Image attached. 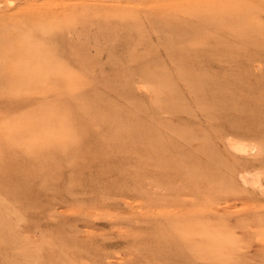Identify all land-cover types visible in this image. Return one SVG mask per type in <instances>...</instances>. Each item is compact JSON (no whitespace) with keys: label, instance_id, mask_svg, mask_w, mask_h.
<instances>
[{"label":"rangeland","instance_id":"374dc122","mask_svg":"<svg viewBox=\"0 0 264 264\" xmlns=\"http://www.w3.org/2000/svg\"><path fill=\"white\" fill-rule=\"evenodd\" d=\"M202 4L227 19L224 25H217L211 19L212 12L198 15L202 18L198 28L209 36V44L235 49L233 51L245 50L239 55L228 54V59L233 58L231 61L216 56L206 62L194 59L191 63L190 49H198L204 39L194 38L189 42L172 39L169 35L162 37L160 31L152 27L161 16L173 11L180 16L182 8ZM81 11L85 19L97 20L99 26H88V35L82 36L86 61L69 50L75 39L73 29H52L64 38L55 43L57 50L53 57L77 79L66 86L65 81H58L63 76H51L56 85L50 83L32 92L2 89L0 151L17 152L20 148H12L11 142L27 143L36 137L31 132L22 136L18 134L21 128H11L8 122L11 114L19 116L46 103L50 104L44 114L46 118L57 116L59 111L77 116V112H83L81 108L77 110L79 101L97 95L111 112L117 111V114L111 113L112 116L134 115L135 120L165 137L164 142L175 140L180 148L193 149L199 140L209 141L222 162L220 166L224 169L219 167L218 172L224 180L211 190L192 189L178 180L173 182L175 190L172 191L173 184L163 175L167 169L149 173V165L133 159L120 163L123 153L110 157L107 152L78 155L75 142L61 141L53 156H48L46 168L40 172L39 167L35 168L32 195H20L16 201L6 203L9 227L0 236V264H182L186 261L185 255L174 256L169 247L160 246L159 240L156 242L154 235V229L167 225L168 219L175 216H178L176 221L183 216L193 225L195 221L201 222L215 234L223 235L226 242L219 257L213 260L191 257L190 264H264V151L261 143L257 137H241L229 129L217 131L219 121L207 120L182 81L185 74L194 71L215 75L228 70L230 76L246 71L251 83L264 76V0H0V30L6 28L11 32L14 26L25 29V24L31 22L64 23L65 17ZM234 15H239L233 24L235 31L230 22ZM186 17L192 18L191 21L195 19ZM121 24H126V29ZM102 26L108 31L109 42L100 37L95 41L94 36ZM237 31L247 36L239 39L242 45L235 39ZM185 43L189 44L179 53V46ZM256 91L259 90L254 91L255 96L260 92ZM175 92L183 99L176 97ZM62 103H69L73 111L62 110L58 105ZM66 116L57 117L58 126ZM180 127L195 136L189 146L170 133ZM54 128L51 127L50 137L63 134L65 138L71 132L66 126L58 132ZM88 133L102 134L99 128ZM239 145L245 148L239 150ZM174 147L177 146L174 144ZM66 149L69 151L65 152ZM66 153V158L54 159ZM172 154L164 153L168 157ZM138 157L146 158L145 155ZM157 159L154 155L148 160L154 163ZM255 178L260 184L251 183ZM175 200L178 208L171 202ZM180 205L189 211L180 212L184 210ZM162 206L167 207L162 209ZM186 255L190 257L188 252Z\"/></svg>","mask_w":264,"mask_h":264},{"label":"bare ground","instance_id":"6f19581e","mask_svg":"<svg viewBox=\"0 0 264 264\" xmlns=\"http://www.w3.org/2000/svg\"><path fill=\"white\" fill-rule=\"evenodd\" d=\"M194 7L195 6L182 8L180 16H178L179 14L176 15L175 11L168 15L161 16L154 21L152 27L157 28L162 37L169 35L172 39L187 40L189 42H192L194 38L204 39L205 42L201 44L198 49H190L188 57L191 63H193L194 59H201L206 62L213 60L211 58L216 56H218L219 59L231 61L233 58L228 59V54L232 53L233 55H239L240 52L245 51L240 48L239 51H233L235 49L232 50L221 45L209 44V36L203 35L198 28L202 23L200 22L202 18L198 15L203 12H212L213 16L211 19L214 20L217 25H224L227 19L220 13L215 14L217 11L208 10L207 5L202 4L201 6H196L195 9H191ZM83 13L86 14L87 11L83 10ZM84 14L82 15V11L73 12L70 16L64 18V23H52V21L49 24L42 23V21L37 23L31 22L25 24V29H21L20 26H14V29L11 30L12 33L6 28L1 29L0 92L4 88L12 92H14V90L17 92H32L34 89L40 90L42 87L49 86L50 83L56 85V80L52 77L57 75L63 76V79H58V81H65L66 86L70 82H75L77 79L76 76L69 72L59 60L53 57L54 52L57 50L55 43L59 42L58 40L61 39L64 41V38L60 33H53L52 29H73V32H75V39L72 41L73 48L70 46L69 50H71L74 55L80 57L82 61H86L84 57H86L87 54L83 50L85 42H83L82 36L88 35L86 31L88 26H99L97 20L95 22L88 21L85 19L87 17ZM185 15L195 17V19H193L194 21H191L192 18H188ZM0 18H2V16ZM238 19L239 15H234L233 21H230L232 22L231 27L233 31H235V26L233 24L236 23ZM130 22L131 20H129L127 24L129 25ZM125 25L126 24H121L124 28ZM236 33L238 34L235 35L237 44L242 45L239 39H244L247 36L246 34H239L238 31ZM106 34H108V31L105 26H102L98 34L94 36L95 41L97 42V40L101 38L109 42ZM66 44L70 45V43ZM188 44L189 43H185V45L179 46L178 52L180 53V50ZM130 54L131 53H129V55ZM250 57H253V55ZM71 68H74V66ZM227 71H222L221 73L218 71L220 74L217 72L215 75L205 71H194L185 74L182 81L185 84L187 93L193 97V100L198 102L197 108L205 114L207 120L219 121L217 131L221 132L229 129L233 132H238L241 137H257L261 143V149L264 151V76L262 75L259 77V80L256 79L257 82L253 81L255 83H251L246 75V71H240L231 76L228 74L229 71ZM230 74H232V72H230ZM37 75L44 76L38 79L36 77ZM33 76L34 79L32 78ZM165 78L167 77L165 76ZM255 90L260 91H256V93L259 92V95H254ZM175 93L176 97L183 99L179 92ZM62 104H58L62 110L73 109L68 105L69 103ZM49 105L50 104L41 103V106L36 110L28 111L19 116H13V114H11L12 117L9 118L8 122H10L9 125L11 128L22 129L21 133L19 132L18 134H22L23 136L31 132L35 134L36 137L27 143L21 141L19 138L20 141L11 142L12 148H20L17 152L11 151L3 153L0 151V236L9 227V225H7L9 208L6 203L16 201V199L20 198V195H28L29 197L32 195L31 185L36 175L35 168L39 167V172L46 168L48 156H53L61 141L75 142L78 155L107 152L110 157L114 153L118 156L123 153L122 156L119 157L120 163H128L130 159H133L136 163L149 165V173H157L161 169H167V173L163 175L167 182L173 184V188H171L172 191L175 190L173 182L178 180L192 189L205 187L209 190L217 187L224 180L218 172L222 162L214 153L210 144H208L209 141L206 142L205 139L199 140L198 146H195L196 148L193 149L189 147H187V149H182L179 147V143L173 139L172 142H164L162 139L167 141L165 137L162 138L156 129H151L146 124H141L135 120L134 115H131L132 112L129 113V115H131L130 117L119 118L112 116L111 113L117 114V111L114 110L111 112L103 98L97 95H93L92 99L85 98V100L79 101L77 110L81 108L83 112H77V116L75 115L76 113L73 115L59 111L57 116L48 117V119L44 114H46ZM37 114L40 116L36 119ZM64 114L67 115L66 120L60 122L58 126L57 122L60 120H57V117L61 115L64 116ZM227 121H230V123L227 124ZM101 122H103L104 126H97V124ZM53 126L55 127L54 130L57 132L64 130L63 126H66V129L71 132L69 136L65 138L63 134H55L50 137L48 134L51 132V127ZM95 128H99L102 134L91 135L88 133V130L95 131ZM78 129L79 131H77ZM170 133L178 136L176 138L186 142L188 146L195 141V136L189 134L185 128L180 127L174 129ZM8 144L9 142H7V145ZM174 144L177 146L176 148ZM230 146L232 145L230 144ZM237 148L243 150L245 147L244 145H239ZM67 151H69V149L65 150V152ZM165 152H173V154L168 157L164 155ZM138 155H145L146 158L143 160L138 157ZM154 155H157L158 159L156 162L152 163L148 159ZM66 156L67 153L56 156L54 159H64ZM254 181H256L255 184H260L257 178L250 182L253 183ZM193 194L195 193L193 192ZM208 199L209 198H207V200ZM163 201L170 202L165 199ZM171 202L176 203L174 206L178 205L176 200ZM205 205L207 207L208 204ZM162 207H164L162 209H165L167 206ZM174 208L175 207L172 209L174 210ZM176 208H178V206ZM172 209L170 211H172ZM183 209L184 210L180 209V212L187 210L185 208ZM191 210L192 209H190V211ZM187 211H189V208ZM172 212H170V215ZM177 217L178 216L168 219L167 225L154 229L155 240L156 242L159 240L160 246L169 247L176 257L185 255L186 261L182 264H190L191 257L199 258L202 256L212 260L219 257V251L224 247L225 242L223 235L219 236L215 234L213 231L207 229L206 226H202L201 222L195 221L193 225L190 223L189 219H183V216L179 217V220L176 221ZM171 220H174V223H172ZM3 245L7 246L8 244L3 243ZM187 252L190 254V257L186 255Z\"/></svg>","mask_w":264,"mask_h":264}]
</instances>
